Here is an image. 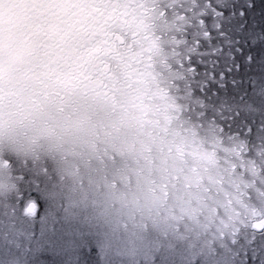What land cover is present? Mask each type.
Wrapping results in <instances>:
<instances>
[{
	"label": "snow or ice",
	"instance_id": "snow-or-ice-1",
	"mask_svg": "<svg viewBox=\"0 0 264 264\" xmlns=\"http://www.w3.org/2000/svg\"><path fill=\"white\" fill-rule=\"evenodd\" d=\"M170 15L177 33L170 51L195 97L191 80L201 38L211 39L209 17H223L211 0H0V129L45 118L91 124L96 117L87 163L106 187L114 190L119 181L131 189L140 158L134 159L136 139L121 136V129L131 119L145 134L152 124L147 101L159 75L155 29ZM136 203L126 204L133 218ZM35 211L34 203L25 209L27 215ZM252 230L248 249L264 258V221Z\"/></svg>",
	"mask_w": 264,
	"mask_h": 264
},
{
	"label": "trees",
	"instance_id": "trees-1",
	"mask_svg": "<svg viewBox=\"0 0 264 264\" xmlns=\"http://www.w3.org/2000/svg\"><path fill=\"white\" fill-rule=\"evenodd\" d=\"M217 1L216 7L223 17L219 21L215 17L208 18L211 39L201 38V54L194 59L196 72L192 74L191 86L195 97L171 62H176L171 51L169 60L162 65L156 81L151 84L148 93L151 99L147 103L152 124L145 129L150 149L146 155L152 164L163 165L167 181L176 186L174 203L165 204V212L194 203L203 206L202 219L195 228L192 227L193 236L199 240L197 248L204 249L208 256L218 257L234 251L237 257L233 264H264V258L257 259L256 253L248 249L253 237L252 222L259 212L255 194L261 197V191L258 183L249 195L241 189L242 183L257 177L255 171L261 170L257 161L260 160L259 154L254 152L253 159L257 163L253 162L252 171H248L246 150L231 152L225 157L224 154L219 156L215 147L210 149L205 144L200 145L204 130L207 136L217 138L218 143L232 141L217 137L218 126L221 131L243 135L246 139L243 148H250L252 143L264 146V0H227L226 4L223 0ZM217 22L222 25L220 30L214 27ZM168 47L165 44V49ZM249 128L253 132L251 135L248 134ZM194 143H197L196 157L187 150ZM201 153L204 155L202 160L199 159ZM207 153L211 155L206 156ZM220 176L228 178L231 188L227 189L232 193V200H227L231 207L225 205L228 212L224 211V197L217 203L218 197L209 194L214 188L210 184L217 183ZM59 178L55 188L63 193L76 188L66 180V175ZM62 181L68 183L67 188L60 187ZM55 197L50 198L49 204L44 199L43 207L54 206L53 201L58 204ZM102 204L109 208L106 203Z\"/></svg>",
	"mask_w": 264,
	"mask_h": 264
},
{
	"label": "rangeland",
	"instance_id": "rangeland-1",
	"mask_svg": "<svg viewBox=\"0 0 264 264\" xmlns=\"http://www.w3.org/2000/svg\"><path fill=\"white\" fill-rule=\"evenodd\" d=\"M212 1L215 6L219 3L217 0ZM226 1L223 0V3L226 4ZM174 23L172 17L168 21L157 22L160 31L155 29V34L160 39L159 47L153 55V60L158 59L155 60L157 72H160L159 69L169 60L171 37L175 34ZM165 44L167 47L169 45L167 49ZM171 62L175 66L176 62ZM198 88L201 89L200 84ZM215 132L217 137L232 141L218 143L217 138L207 136L204 130V133L201 132L203 137L200 145L205 144L210 149L215 147L218 155L224 154L225 157L231 152L246 150L248 171H252V163L256 162L253 159L254 152L259 154L260 160L257 161L259 168H262L254 174L258 177L260 173V177L255 176L252 180L242 183L241 189H244L245 193L249 192V195L256 187L255 183H258L263 199L258 193H254L259 212L252 224L263 220L264 215L259 213H264V204L261 205V202L264 203V146L251 141L250 148H243L246 143L243 135L221 131L218 126ZM196 145L194 143L191 149H187L194 157ZM35 152L27 151V157L33 153L35 159ZM3 154L5 156L0 163V173L4 175L0 177V264H194V258L196 264H233L237 257L234 251L224 253L221 257L208 256L204 249L197 248L199 240L193 236L192 227L195 228L202 219L203 206L194 203L192 206L185 205L188 207H185V210L171 211L169 215L172 219L169 220L168 227L166 223L163 228L157 223H144L136 230L129 231L121 228L109 208L79 196L77 188L66 193L55 188L59 177L65 176V171L62 173L54 158L43 155L41 163L23 165L19 160H11L9 151L6 150ZM193 156L192 159H197ZM203 156L201 153L199 159L202 160ZM2 162H8L9 166ZM176 167L178 170V166ZM63 181L60 187L67 188L68 183ZM210 185L214 188L209 194L218 197L217 203L224 197V211L228 212L225 205L231 207L230 201L227 203V200H232V193L227 190L231 189L228 178L220 176L217 183ZM248 187L251 189L246 190ZM54 196L59 203L55 205L53 201L54 206L43 207L44 199L45 203L49 204ZM31 203L36 205L35 215H27L25 212Z\"/></svg>",
	"mask_w": 264,
	"mask_h": 264
},
{
	"label": "clouds",
	"instance_id": "clouds-1",
	"mask_svg": "<svg viewBox=\"0 0 264 264\" xmlns=\"http://www.w3.org/2000/svg\"><path fill=\"white\" fill-rule=\"evenodd\" d=\"M92 123L71 125L64 121L45 118L23 125H6L0 129V138L8 140L16 138L32 150L50 156L65 171L66 180L76 186L78 195L91 203H106L109 211L119 221L122 229L136 230L141 224L158 222L165 226L167 213L165 204L174 203L176 186L167 181L162 164H152L146 155L149 141L145 134H140L134 120H129L121 129V136L134 138L137 146L134 154L140 158L138 167L140 176H133L131 189L117 182V188L106 187L97 174L89 167L87 161L92 155L91 144L96 139L93 135ZM101 132L102 129L96 128ZM147 157V160L145 159ZM4 176L0 173V177ZM167 185L165 194L164 185ZM137 201L135 218L126 204Z\"/></svg>",
	"mask_w": 264,
	"mask_h": 264
},
{
	"label": "flooded vegetation",
	"instance_id": "flooded-vegetation-1",
	"mask_svg": "<svg viewBox=\"0 0 264 264\" xmlns=\"http://www.w3.org/2000/svg\"><path fill=\"white\" fill-rule=\"evenodd\" d=\"M10 14L16 15V10L13 9L12 13ZM25 123L26 122H16L12 125L13 126L23 125ZM6 150L11 153L12 156V158L10 157L11 160L12 159L19 160L23 165L39 163L40 159L42 158V154L38 152H36V160L33 157V153L28 158L27 151L30 152L32 151V149L14 137L9 138L8 140H4L3 138H0V163L1 161H3V158L5 156L3 152H6ZM2 163L9 166L8 162H2Z\"/></svg>",
	"mask_w": 264,
	"mask_h": 264
},
{
	"label": "water",
	"instance_id": "water-1",
	"mask_svg": "<svg viewBox=\"0 0 264 264\" xmlns=\"http://www.w3.org/2000/svg\"><path fill=\"white\" fill-rule=\"evenodd\" d=\"M259 221H264V220H259ZM258 222V221H257ZM257 222H255L254 224H256Z\"/></svg>",
	"mask_w": 264,
	"mask_h": 264
}]
</instances>
